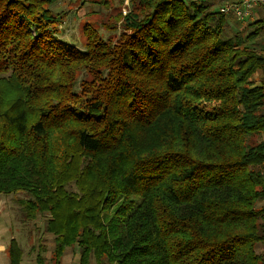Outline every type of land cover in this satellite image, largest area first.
<instances>
[{
    "label": "trees",
    "instance_id": "trees-1",
    "mask_svg": "<svg viewBox=\"0 0 264 264\" xmlns=\"http://www.w3.org/2000/svg\"><path fill=\"white\" fill-rule=\"evenodd\" d=\"M64 1L0 0V194L49 264H264V16L130 0L77 45Z\"/></svg>",
    "mask_w": 264,
    "mask_h": 264
},
{
    "label": "rangeland",
    "instance_id": "rangeland-1",
    "mask_svg": "<svg viewBox=\"0 0 264 264\" xmlns=\"http://www.w3.org/2000/svg\"><path fill=\"white\" fill-rule=\"evenodd\" d=\"M105 3H102V2ZM130 0H76L73 2L64 1L57 5V10L66 13L60 28L63 37L79 45L83 39L82 29L85 24H90L99 29V32L108 37L115 36V32H109L106 25L117 26L115 18L118 13L126 14L129 10ZM239 0H233L235 3ZM217 8L231 4L229 0H215ZM264 16V14H260ZM17 198H24V195L0 194V264H8V257L5 249L11 238H15L23 251L22 264H37L36 255L38 246L42 245L44 251L42 256L44 264H49V258L53 248L52 236L44 230L46 218H39L36 221H24L22 209ZM264 244L256 246V252H261ZM4 251V252H3ZM79 256L75 251L67 250L63 256V264H78Z\"/></svg>",
    "mask_w": 264,
    "mask_h": 264
},
{
    "label": "built area",
    "instance_id": "built-area-1",
    "mask_svg": "<svg viewBox=\"0 0 264 264\" xmlns=\"http://www.w3.org/2000/svg\"><path fill=\"white\" fill-rule=\"evenodd\" d=\"M220 13L234 17L241 23L255 20L264 14V0H240L220 7Z\"/></svg>",
    "mask_w": 264,
    "mask_h": 264
},
{
    "label": "crops",
    "instance_id": "crops-1",
    "mask_svg": "<svg viewBox=\"0 0 264 264\" xmlns=\"http://www.w3.org/2000/svg\"><path fill=\"white\" fill-rule=\"evenodd\" d=\"M3 250H5V249H3ZM4 252V251H3Z\"/></svg>",
    "mask_w": 264,
    "mask_h": 264
}]
</instances>
